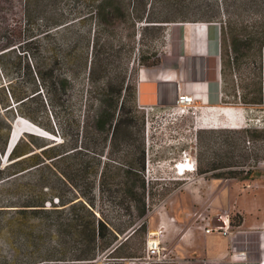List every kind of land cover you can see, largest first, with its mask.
Segmentation results:
<instances>
[{
  "label": "trees",
  "instance_id": "obj_1",
  "mask_svg": "<svg viewBox=\"0 0 264 264\" xmlns=\"http://www.w3.org/2000/svg\"><path fill=\"white\" fill-rule=\"evenodd\" d=\"M92 8L99 33L108 31L102 25L119 18L133 27L141 24V34L171 21L153 12L152 0H102ZM241 15L253 17L251 31L242 38L239 32L247 26L239 20ZM42 18L36 0H0V73L4 77L0 117L13 110L30 114L23 107L39 100L53 123L43 128L60 138L36 144L42 147L39 151H20V139L6 156L10 162L2 166L10 128L0 137V264L93 261L107 250L117 251L143 229L148 211L144 112L137 106L136 83L126 80V72L117 75L115 85L111 77L106 78L84 97L83 108L75 116L72 78L85 71L87 51L67 44H41L40 37L49 35L53 27L71 24ZM200 18L219 24L221 50L226 43L235 62L249 47L255 51L264 45V0L205 1ZM98 39L104 40L101 36L94 44ZM99 47L103 51L94 53L97 59H92L89 70L95 82L105 76L104 59L109 55L107 41ZM138 61L155 65L157 53L140 54ZM228 165L212 163L205 171ZM236 171L243 170L227 172ZM105 202L121 211L113 221L104 215ZM131 227L134 231L114 246Z\"/></svg>",
  "mask_w": 264,
  "mask_h": 264
},
{
  "label": "rangeland",
  "instance_id": "obj_2",
  "mask_svg": "<svg viewBox=\"0 0 264 264\" xmlns=\"http://www.w3.org/2000/svg\"><path fill=\"white\" fill-rule=\"evenodd\" d=\"M99 1L102 0H36L43 17L41 20L48 18L57 22L65 20L71 22L67 26H64L66 23L53 27L49 35L40 37L41 44L52 42L58 47L67 44L77 48L83 47L87 51L85 71L79 75L75 74L72 78V103L75 116L79 115L83 108L84 97L103 85L106 78L111 77L115 85L117 75L122 73L123 76L126 72V80H129L131 85L135 84L137 71L141 65L138 61L139 55L160 52L164 44L163 36L166 27L170 24L208 22L205 18H200V13L205 1L210 0H152L153 12L171 21L161 22L159 26L144 30L141 34L139 29L141 24L137 23L133 27L130 21L119 18L112 24L102 25L108 31L99 33L98 20L93 17L94 14L90 13L92 7ZM252 19L250 15L247 17L241 15L239 20L247 26L246 30L239 32L241 38L246 32L251 31ZM3 34L5 35L4 31ZM1 35L2 32L0 40H2ZM101 36L104 40L98 39L97 44H94L95 39ZM103 41H107L109 47V55L104 59L105 76L95 82L91 79L89 70L94 53L103 51V48L99 47ZM233 56L226 43L222 45L221 50L220 42V62L223 71L220 69L219 105L232 108L234 113L232 110L224 109L216 115L217 112L204 108L203 112L199 110L196 113L195 116H200L199 118L187 115L173 119L162 113L156 117L150 116L147 165L145 159V174L150 181V198L144 228L133 234L117 251L111 253V250H107L93 261L82 264H256L255 260L258 264L260 259L264 258V240L261 239L257 243L255 241L254 235H257L256 232L260 230L256 226L245 228L243 229L246 230L245 232L237 233L234 242L230 245L227 237L205 235L195 222L190 224L187 222L195 210L212 213L219 207L221 208L217 211L229 208L233 228L241 230L237 227V223L242 221L244 214L237 212L238 198H243L249 193L255 194V190L260 188L264 178V172L257 166V163L264 159V128L259 122L260 118L264 119V45L259 49L255 48V51L249 47L245 55L236 62L232 59ZM3 79L0 73V83H3ZM259 96L260 102H256ZM7 97L9 99L8 95ZM142 105L149 104L142 103ZM23 109L30 114H19L13 110L0 117L1 138L8 128L11 129V123L13 122L14 126L19 118L31 121L42 128L44 124L53 126L46 106H42L39 100L27 103ZM215 115L217 122L212 118ZM207 117L210 118L206 120ZM215 122L218 123L217 125L229 126L227 128H197L202 126V123L216 125ZM33 135L28 132L22 134L21 140H18L20 151L30 149L39 151L42 147L36 144L48 143L52 139L48 141L47 138ZM54 135L58 141H51L59 142L58 135L56 133ZM194 138H196L197 170L175 178L173 164L178 160L183 148L193 145ZM102 161H108V159L102 157ZM235 161H239L237 163L241 166L234 165ZM1 162L4 166L10 161L7 157ZM212 163L217 166L220 163H229V165L205 171V167ZM231 170L243 171L227 172ZM221 172V176L215 177ZM252 179L257 181L253 183ZM213 202H216V205L219 204L215 209ZM187 208H191L189 211L191 213L187 214V220L186 218L183 220V210ZM119 211L109 202H105L103 206V212L108 221H113ZM160 212H165L167 218L173 216L174 221L161 222ZM160 226V232H157L156 236L151 234L152 238L160 243L162 257L157 262L146 258V239L149 233L158 231ZM260 234L263 236V233L260 232ZM213 243L217 247L221 245L220 248H213ZM0 247H2L1 241ZM237 251H245L246 257L231 258L232 253Z\"/></svg>",
  "mask_w": 264,
  "mask_h": 264
},
{
  "label": "crops",
  "instance_id": "obj_3",
  "mask_svg": "<svg viewBox=\"0 0 264 264\" xmlns=\"http://www.w3.org/2000/svg\"><path fill=\"white\" fill-rule=\"evenodd\" d=\"M218 25L214 22H201L198 26H186L184 22H176L166 27L162 50L157 53V64L141 65L138 68L136 75L137 103L139 105L148 103L162 108L171 105L178 92H186L194 95L197 105L217 112L216 115H219L220 110L224 109L232 110L234 113L232 108L219 105L221 73ZM216 115L212 118L216 119ZM255 181L257 180H253V183ZM253 183L252 185H254ZM255 186L257 185L255 184ZM255 191V194L249 193L243 198H238L237 212L244 215L237 227L244 232L245 228L253 226L260 228L258 232L263 233V236L254 235L257 243L261 239L264 240V178L260 188ZM213 203L214 209L217 208L219 204ZM218 209L210 214L215 215ZM190 210L191 208L183 210V220L185 218L187 220V214L191 213H189ZM159 219L165 223L174 221V217L167 218L165 212L159 213ZM202 233L220 235L219 233ZM220 246L212 244L215 249ZM255 262L257 264V260Z\"/></svg>",
  "mask_w": 264,
  "mask_h": 264
},
{
  "label": "built area",
  "instance_id": "obj_4",
  "mask_svg": "<svg viewBox=\"0 0 264 264\" xmlns=\"http://www.w3.org/2000/svg\"><path fill=\"white\" fill-rule=\"evenodd\" d=\"M195 97L191 93L178 92L174 102L166 107H157L156 105H139L137 106L144 112V130H145V155H146V165L148 162V131H149V117L154 115L155 117L159 114H165L173 119L176 117H185L187 115H193L194 117L199 118L200 116H195L196 113L203 112V107L197 105L195 102ZM206 109V108H205ZM260 126L264 128V119L260 118ZM191 142V141H190ZM193 145H190L188 148H183L180 151L178 160L173 164L174 176L179 178L185 176L189 173H194L197 170L196 164V138L193 139ZM257 166L261 168L264 172V159L257 163ZM147 172V167H146ZM147 179V174L145 175ZM164 205V203L162 204ZM173 219V218H171ZM190 223H196L197 227L202 230L204 233H219L222 236L228 238L229 242H234L237 233H241V230H235L232 225L231 211L229 208H224L218 211L215 215L210 213H204L201 210H195L191 213L189 220ZM161 226L158 228V231H154L148 234L146 239V258H151L153 261H160L162 255L160 254V243L157 239L152 238L156 236L157 232H160ZM257 236L261 237L260 232H256ZM237 254V255H236ZM241 255V256H240ZM231 258H245V251L233 252L230 256ZM258 264H264V258L260 259Z\"/></svg>",
  "mask_w": 264,
  "mask_h": 264
},
{
  "label": "bare ground",
  "instance_id": "obj_5",
  "mask_svg": "<svg viewBox=\"0 0 264 264\" xmlns=\"http://www.w3.org/2000/svg\"><path fill=\"white\" fill-rule=\"evenodd\" d=\"M200 23L201 22H194V23L185 22L184 24H186V26H190L191 24L199 25ZM214 120L217 122L216 119H214ZM207 124H209V123H207ZM217 124L218 123H216V125L215 124L204 125L202 123V126H199L197 128H199V129H205V128H227L229 126V125H217ZM11 128H12V132H11V137H10V142H9V148L11 147V150L13 149L15 144L18 142V140L20 139L22 134L25 133V132H28V133H31V134H34V135H37V136H40V137H43V138H47V139H51L52 138L51 140L58 141V139L55 138L57 136L54 135L53 133H50V131H47L46 129L40 127L39 125H37V124H35V123L31 122V121L22 119V118L17 119L15 125L13 126V124H12ZM9 150L10 149H8V151ZM6 154H7V152H5V154L2 156V160H6L7 159Z\"/></svg>",
  "mask_w": 264,
  "mask_h": 264
},
{
  "label": "water",
  "instance_id": "obj_6",
  "mask_svg": "<svg viewBox=\"0 0 264 264\" xmlns=\"http://www.w3.org/2000/svg\"><path fill=\"white\" fill-rule=\"evenodd\" d=\"M146 24V23H145ZM13 123V122H12ZM12 123H11V126H12ZM11 132H12V128L10 129L9 131V135H8V138H7V141H6V144H5V151L4 152H8V149H11V147L9 148V142H10V137H11ZM10 151V150H9ZM4 155V153L2 154V156ZM134 231V227H131L130 229H128L124 234H122L119 239L115 242L114 246L119 243L120 241L126 239L132 232ZM113 246V247H114ZM111 247V249L113 248Z\"/></svg>",
  "mask_w": 264,
  "mask_h": 264
}]
</instances>
